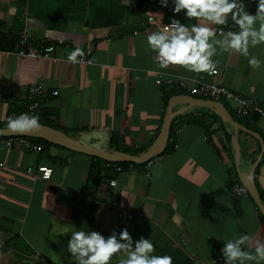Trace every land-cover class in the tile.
<instances>
[{"label": "crops", "instance_id": "obj_1", "mask_svg": "<svg viewBox=\"0 0 264 264\" xmlns=\"http://www.w3.org/2000/svg\"><path fill=\"white\" fill-rule=\"evenodd\" d=\"M246 3L254 14L256 0ZM171 7L159 0H0V128L7 126L10 102L33 85L46 96L45 121L73 137L106 131L129 154L152 146L172 97L190 96L170 82L219 85L264 108V65L253 68L238 52L217 46L216 76L159 66L147 36L177 15ZM178 18L187 20L182 13ZM217 27L234 30L231 21ZM23 31L35 43L52 42L56 58L16 57ZM89 47L92 65L68 60L71 51L80 48L85 56ZM250 54L264 60V45ZM211 114L195 107L178 116L174 150L143 166L122 165L121 173L59 146L31 142L40 150H27L0 138V264H73L66 247L80 227L105 235L127 227L134 239L150 237L156 254L172 255L174 264H224L225 240L244 232L264 241V216L255 201L247 191L232 192V181H241L230 127ZM202 116L209 130L189 122ZM255 126L264 142V115ZM239 144L242 173L259 162L256 185L264 198L262 145L243 132ZM109 149L117 151L111 142ZM43 167L52 170L49 180L41 178Z\"/></svg>", "mask_w": 264, "mask_h": 264}, {"label": "clouds", "instance_id": "obj_2", "mask_svg": "<svg viewBox=\"0 0 264 264\" xmlns=\"http://www.w3.org/2000/svg\"><path fill=\"white\" fill-rule=\"evenodd\" d=\"M163 7H169L174 14L171 22L147 36L149 47L156 52L161 68L181 65L189 71L214 73L217 61L213 57L218 47L223 51H235L248 58L253 68L264 65V60L250 54V48L264 45V0H256L253 14L246 6V0H159ZM187 18L186 22L178 14ZM195 22L190 23V21ZM232 25L238 31L218 29L217 26ZM219 31V36H218ZM84 52L76 48L68 54V60L78 63ZM41 127L40 116L21 113L10 117L7 129L13 132H30ZM113 181V186H115ZM84 224H87L85 221ZM64 234V233H61ZM67 253L73 264H112L119 256L118 264H174L172 255L156 254L155 243L150 237L134 239L127 227L110 235L80 227L70 232ZM244 232L225 240L221 253L224 264H264V241Z\"/></svg>", "mask_w": 264, "mask_h": 264}, {"label": "water", "instance_id": "obj_3", "mask_svg": "<svg viewBox=\"0 0 264 264\" xmlns=\"http://www.w3.org/2000/svg\"><path fill=\"white\" fill-rule=\"evenodd\" d=\"M178 106L181 108L175 110ZM195 107H204L211 110L220 118L225 126L230 127L228 134L231 137L232 148L235 153V164L239 170L240 181L246 191L250 194L251 198L255 201L261 214L264 216V204L260 198L255 181V171L259 162H256L248 173H242L240 171L241 148L239 144V133L243 132L250 135L261 143L263 151L259 160L264 154L263 140L259 134L251 132L236 122L222 102L201 100L187 95L172 97L169 101L164 123L157 139L150 148L138 155L109 149L111 140L108 132L99 130L73 137L63 131L41 124L39 129L25 133L13 132L7 128H0V138L25 137L42 139L69 151L87 155L107 163H132L135 165H144L152 162L165 153L170 140L173 120Z\"/></svg>", "mask_w": 264, "mask_h": 264}, {"label": "built area", "instance_id": "obj_4", "mask_svg": "<svg viewBox=\"0 0 264 264\" xmlns=\"http://www.w3.org/2000/svg\"><path fill=\"white\" fill-rule=\"evenodd\" d=\"M150 21L153 22L154 20L151 19ZM156 25L161 28H163L164 26L160 24ZM233 31H238V27L234 26ZM56 51V46L52 42L35 43L32 41L27 31H23L17 40V48L14 55L20 59L53 60L56 58ZM78 61V64L92 65L93 48L89 47L86 51V55L83 57H78ZM218 73L219 71L216 70L214 73L207 74H209L210 76H216L218 75ZM156 83L157 85H161L162 81L158 80ZM168 85L176 88V90L179 92L185 91L190 96L197 99L211 100L222 103L227 102L233 106V112L238 118H246L255 114L264 115V108L258 100L245 98L219 85L200 82L194 87H189L180 81L170 82ZM51 95L55 97L58 95V92L54 91ZM45 97V94L39 87L35 85L30 86L25 97L15 99L10 102V112L8 119L10 117L18 116L21 113L29 112L38 114L41 120L45 115V104L43 101ZM15 141L21 142L27 150H40V148H37L36 146L33 147L32 143L24 138L12 137L9 139H5L4 142L7 146L11 147ZM113 168L118 173H121L124 170L123 167L117 165H114ZM39 171L40 173H43L41 177L42 179H50L52 170H48L47 168L43 167L39 168ZM111 186H113V182H111ZM232 187V192L236 196H240L246 191L239 180H233Z\"/></svg>", "mask_w": 264, "mask_h": 264}, {"label": "trees", "instance_id": "obj_5", "mask_svg": "<svg viewBox=\"0 0 264 264\" xmlns=\"http://www.w3.org/2000/svg\"><path fill=\"white\" fill-rule=\"evenodd\" d=\"M227 109L229 110V112L231 113L232 117L234 118V120L236 122H238L240 125H242L245 128H247L251 132L258 134V129L256 128L255 125L259 121L260 115L255 114L253 116L240 119V118H237V116L234 114V112H232L229 109V107H227ZM211 117H212V119L220 120V118L214 112H212L210 118ZM44 119L45 118L43 117L40 120L42 125H45V126H48V127H51V128H55V129H58V130L62 131L58 126H55L54 124H52V123H50L48 121H45ZM189 122L190 123H193V124L200 125V126H202L203 128H205L207 130H209V128L211 127L210 124L204 122V116L199 117V118L196 117L194 119H191ZM6 128H7V126H6ZM63 132L69 135L68 132H66V131H63ZM17 138H24V139L29 140L32 143H35V144H44L45 146H48V147H50V146H56V145H54V144H52L50 142H47L45 140H42V139H33V138H25V137H17ZM1 139H9V138H1ZM176 141H177L176 124H173L172 123L169 144H168L167 149H166V151H165L164 154L169 153V152H172L174 150V146H175ZM263 145H264V142H263ZM111 147L112 148H115L117 151L125 152V153H128L129 154V151H126L124 149H120L118 147L117 143L114 140L111 141ZM142 152H144V151H141L140 150L138 152H134V153H131V154L132 155H138V154H141ZM99 161L104 163V161H102V160H99ZM107 164H111L112 166H114V165H117V166L126 165V166H133V167L134 166H139V165H135V164H132V163H121V164L107 163ZM144 165H146V164H144ZM141 166H143V165H141ZM258 172H259V168H257V170L255 172V180H256V183H257ZM232 177L238 179V173L234 171ZM257 187H258V184H257ZM259 195H260L261 200H264L263 195H262V193L260 191H259Z\"/></svg>", "mask_w": 264, "mask_h": 264}, {"label": "rangeland", "instance_id": "obj_6", "mask_svg": "<svg viewBox=\"0 0 264 264\" xmlns=\"http://www.w3.org/2000/svg\"><path fill=\"white\" fill-rule=\"evenodd\" d=\"M226 103V102H225ZM230 109V108H229ZM238 118V117H237Z\"/></svg>", "mask_w": 264, "mask_h": 264}]
</instances>
